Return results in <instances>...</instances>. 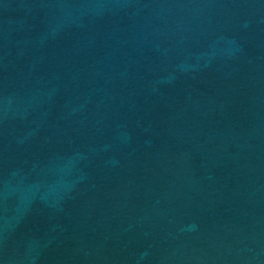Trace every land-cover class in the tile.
Instances as JSON below:
<instances>
[{
	"label": "water",
	"instance_id": "95a60500",
	"mask_svg": "<svg viewBox=\"0 0 264 264\" xmlns=\"http://www.w3.org/2000/svg\"><path fill=\"white\" fill-rule=\"evenodd\" d=\"M0 264H264V0H0Z\"/></svg>",
	"mask_w": 264,
	"mask_h": 264
}]
</instances>
